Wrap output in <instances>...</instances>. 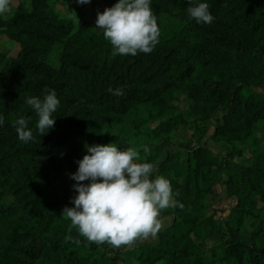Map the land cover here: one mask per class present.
I'll list each match as a JSON object with an SVG mask.
<instances>
[{
  "label": "rangeland",
  "instance_id": "1",
  "mask_svg": "<svg viewBox=\"0 0 264 264\" xmlns=\"http://www.w3.org/2000/svg\"><path fill=\"white\" fill-rule=\"evenodd\" d=\"M116 2L10 0V11L0 14V29L8 26L16 34L0 32V69L7 60L25 55V68H32L27 76L45 72L53 76L76 41L110 44L95 21L97 11ZM190 3L150 0L160 29L151 53H82L80 64L63 78L64 94L58 99L62 115L45 134L40 136L33 128L34 139L23 142L13 128L3 130L1 148L17 170L0 175V204L10 209L0 219V254L32 242L38 254L22 255L23 263L73 264L68 253L48 247L58 234L45 220L57 222L58 217L69 226L61 212L64 206H73L72 186L77 182L70 174L87 152L85 143L136 148L145 162L154 164L152 175L170 181L173 193H179L175 199L183 205L172 208V223L155 237L119 248L99 244L101 251L118 256V264H231L232 253L226 259L220 255L227 243L236 245L233 255L245 264L246 253L264 249V40L243 38L247 14L238 0H226L222 10L210 11L211 24L190 19ZM210 28L226 35L233 31L239 44L221 43ZM182 63L191 69L181 74ZM174 64L177 70L172 69ZM125 67L128 74L120 80L118 74ZM154 85L164 88L158 116L131 127L132 108L114 109L112 103L119 96L108 89ZM11 95L0 100L3 118L30 107L25 103L28 97L44 96L18 88L11 89ZM171 104L176 105L172 112ZM74 111L79 115L86 111L89 121L81 132L70 134L65 131L66 119ZM176 113L181 119L167 138L147 139L142 134L158 119L174 118ZM207 113L211 114L205 117ZM31 179L51 195L47 201L34 191ZM73 230L76 238L89 242Z\"/></svg>",
  "mask_w": 264,
  "mask_h": 264
},
{
  "label": "clouds",
  "instance_id": "2",
  "mask_svg": "<svg viewBox=\"0 0 264 264\" xmlns=\"http://www.w3.org/2000/svg\"><path fill=\"white\" fill-rule=\"evenodd\" d=\"M87 4L89 0H76ZM10 0H0V14L10 11ZM208 3L200 2L187 8L190 19L211 24L214 17ZM96 28L103 30L104 39L113 48V55L151 53L159 43L160 29L150 7V0H117L97 11ZM113 95H124L121 88L108 89ZM25 103L36 113L37 132L42 136L54 127L53 113L60 101L54 90L42 98L31 96ZM4 123L0 116V125ZM29 118L18 116L13 124L23 142L33 140L28 127ZM87 152L76 161L78 168L71 173L76 181L72 207L64 206L61 214L70 221L68 231L75 228L79 235L95 244L107 243L115 248L131 246L138 239L155 237L162 229L163 209L183 207L175 198L170 181L161 175L153 176L154 164L145 162L134 147L119 149L113 143L87 144ZM148 153L149 148L143 147ZM88 181L87 183H84ZM71 239V236L68 237ZM79 242V241H77Z\"/></svg>",
  "mask_w": 264,
  "mask_h": 264
},
{
  "label": "trees",
  "instance_id": "3",
  "mask_svg": "<svg viewBox=\"0 0 264 264\" xmlns=\"http://www.w3.org/2000/svg\"><path fill=\"white\" fill-rule=\"evenodd\" d=\"M226 0H173L176 4L185 5L188 2H191L194 6L200 2L208 3L210 5L209 11H220L221 5ZM232 2L234 0H227ZM237 1V0H236ZM190 3V4H191ZM246 3L245 5H243ZM238 6H244L245 13L247 14V22L243 29H241L244 34L243 38L257 37L264 40V0H238ZM30 14V13H25ZM21 16L17 17L19 21ZM1 23V21H0ZM7 29H0V32H14V29L6 27ZM211 35L214 36L221 43L229 45H238L240 38L232 31V33H219L215 32L213 28L209 29ZM225 32V31H222ZM243 36V35H242ZM91 50H98L104 53H113L112 45L109 43L101 42H92L84 39H80L75 42L74 46H71V49L63 55V58L54 73L53 76H50L47 72L39 76H27L26 72L32 71L31 67L26 69L24 58L25 55H19L17 59L7 60L0 69V100L11 98V89H21L28 92H33L34 94L43 93L45 95L48 91L54 90L58 99H61L60 95L64 94V81L63 78L66 75L71 74L72 71L80 64L82 53H87ZM181 66H185L183 63ZM173 70L178 69V65L174 64L172 67ZM191 68L185 66L182 73L188 72ZM128 68L125 67L121 70L119 79L123 80L127 76ZM166 70V69H165ZM171 70V68H170ZM162 77V75H161ZM124 95L119 96L118 101L112 106L114 109L122 110L125 106H129L133 110V120L130 124L131 127H138L144 125L148 120L154 119L155 116H158V110L162 107V94L164 88L162 85H154L151 88H143L141 86L133 87H122ZM176 105H170L169 111L172 112L175 109ZM86 111L81 115L78 114V111H74L71 116L66 119L65 131L70 134H77L82 131L85 123L89 119L85 115ZM167 114V111H165ZM211 113H207L205 117L209 116ZM62 112L60 107L57 108V111L53 113L54 125L59 120ZM85 115V116H84ZM18 116H25L29 118L28 127L30 129H36V121L38 119L36 113L31 107H25L17 112H14L11 116L4 118V123L0 125V175H9L13 170H17V167L13 165V160L11 156L2 149V144L5 142L3 130L15 128L13 124ZM175 117L170 119L166 118L164 120L158 119L155 125L152 128L144 129V134L147 139H156L160 137L167 138L168 132L171 128L177 124V121H180V114L176 113ZM203 118V117H202ZM163 149V147H162ZM196 150V149H195ZM194 150V151H195ZM161 151V150H160ZM258 174V173H257ZM34 178V177H33ZM31 179V185L34 186V191L39 194V196L45 201H47L51 195L47 193L38 183ZM2 180L0 181V184ZM9 184V188L14 186ZM17 187H14L12 191L16 192ZM1 193V191H0ZM175 198V197H174ZM42 199V201H43ZM3 204H0V219L4 218V215L7 216L10 209L3 208ZM174 209V208H173ZM36 210V209H35ZM173 211V210H172ZM241 211L240 209L238 210ZM61 219L57 217V222H53L49 217L45 220V224L52 228L58 234L56 240H51L48 243V247L54 251H60L63 253H68L73 264H118L117 255H108L105 251H101L98 248V244L92 242H84L81 238H76L74 235V230L71 232L68 231L69 226L65 222L60 221ZM237 223H240V219H237ZM71 236V239L68 237ZM79 241V242H77ZM236 249L235 244L227 243L224 248L223 253H221V258L226 259L228 254L232 253L233 260L231 264H241L240 259L237 256H234V251ZM39 248L34 243H26L23 245H18L13 247L12 251H5L0 254V264H25L22 260V255L36 256L38 254ZM219 254V253H218ZM247 261L245 264H264V249L260 251L253 252L252 254L246 253ZM227 262V261H225ZM27 264H29L27 262Z\"/></svg>",
  "mask_w": 264,
  "mask_h": 264
},
{
  "label": "crops",
  "instance_id": "4",
  "mask_svg": "<svg viewBox=\"0 0 264 264\" xmlns=\"http://www.w3.org/2000/svg\"><path fill=\"white\" fill-rule=\"evenodd\" d=\"M156 175L157 174H154L153 176H156ZM159 218H160V220H161V222L163 224L162 229L164 227H166L167 225L171 224L172 221H173L172 208H168V209L161 210V213H160V217ZM149 238H150V236L147 239H149ZM141 240L145 241L146 239H141Z\"/></svg>",
  "mask_w": 264,
  "mask_h": 264
}]
</instances>
